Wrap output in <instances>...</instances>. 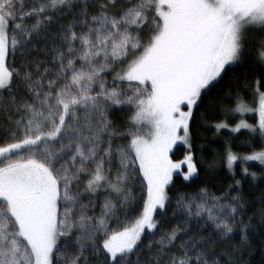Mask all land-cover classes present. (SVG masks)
Masks as SVG:
<instances>
[{"label":"snow or ice","instance_id":"obj_1","mask_svg":"<svg viewBox=\"0 0 264 264\" xmlns=\"http://www.w3.org/2000/svg\"><path fill=\"white\" fill-rule=\"evenodd\" d=\"M237 68L225 111L256 122L232 131L264 140V0H0V264H252L264 197L257 224L240 180L169 196L199 179L194 110Z\"/></svg>","mask_w":264,"mask_h":264},{"label":"trees","instance_id":"obj_2","mask_svg":"<svg viewBox=\"0 0 264 264\" xmlns=\"http://www.w3.org/2000/svg\"><path fill=\"white\" fill-rule=\"evenodd\" d=\"M255 34H250V37ZM245 72L244 68H237L230 71L220 83L203 97L199 107L194 110L191 121L193 154L195 162L199 167V179L190 187L182 182V179L175 181V186H170L169 196L175 197L177 192L191 193L197 186H207L216 195L227 193L229 186L234 185L236 180L242 184V194L249 205L248 215H256L255 222L259 224L260 201L264 197V165L256 162L237 161L233 165L235 178L229 171L226 163L228 151L238 156L249 155L253 151H259L264 147V140L259 134H252L248 131L231 132L226 128L217 129L216 125L227 122L233 126L237 119L233 112L225 110L235 107V100L226 96L230 85H235V77H241ZM255 75H259L257 72ZM255 75L249 79H255ZM111 80V75L107 77ZM246 83L243 79L239 81L240 87H231L233 94L239 93L244 96L245 89L242 85ZM244 102L251 104V97H245ZM186 149L177 146L174 149V159H182ZM247 167L249 173H255L257 179L253 181L251 175L244 176L243 168ZM233 194H235L233 192ZM173 204L175 200L173 199ZM246 259L248 256L245 257ZM252 264H264V236H258L253 241L251 250Z\"/></svg>","mask_w":264,"mask_h":264},{"label":"rangeland","instance_id":"obj_3","mask_svg":"<svg viewBox=\"0 0 264 264\" xmlns=\"http://www.w3.org/2000/svg\"><path fill=\"white\" fill-rule=\"evenodd\" d=\"M233 114H234V116H237V121H236V123L233 125V126H228L226 129H228V130H230L231 132H234V131H232V129L233 128H235L239 123H240V121L241 120H245L247 123H249V124H255V122H256V118H255V116H254V114H252V113H245V114H243V115H241L240 113H238V112H233ZM240 131H248L247 129H243V128H241L240 129ZM239 132V131H238ZM249 132V131H248ZM177 146H183V145H177ZM184 147V146H183ZM243 156H246V155H243ZM242 156V157H243ZM244 162V161H243ZM248 162H256V163H259V162H257V161H248ZM233 171V170H232Z\"/></svg>","mask_w":264,"mask_h":264}]
</instances>
